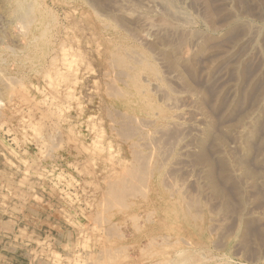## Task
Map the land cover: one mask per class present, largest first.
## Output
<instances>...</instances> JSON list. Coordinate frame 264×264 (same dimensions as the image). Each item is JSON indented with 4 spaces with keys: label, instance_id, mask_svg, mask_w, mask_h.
<instances>
[{
    "label": "rangeland",
    "instance_id": "rangeland-1",
    "mask_svg": "<svg viewBox=\"0 0 264 264\" xmlns=\"http://www.w3.org/2000/svg\"><path fill=\"white\" fill-rule=\"evenodd\" d=\"M8 1L0 0V264H264V0H208L217 22L238 18L215 32L197 0H25L37 18L50 17L47 46L35 52L39 25L28 33ZM144 21L158 24L154 44L137 35ZM197 34L219 44L173 83L154 48ZM246 35L251 42L240 41ZM123 46L157 59L163 84L182 95L184 127L164 129L126 107L109 58Z\"/></svg>",
    "mask_w": 264,
    "mask_h": 264
},
{
    "label": "bare ground",
    "instance_id": "bare-ground-1",
    "mask_svg": "<svg viewBox=\"0 0 264 264\" xmlns=\"http://www.w3.org/2000/svg\"><path fill=\"white\" fill-rule=\"evenodd\" d=\"M105 1V0H104ZM198 4L197 7L198 9L200 10L201 12V15H202V19L205 21L204 23H206V27L209 31L211 32H215L217 30H219L218 28H222V27H226V28H229L231 29L233 27V22L237 21V16L234 14V15H231V14H228V16H226L225 18H223L222 20V23H219L217 22V18L215 15V12H214V9H213V6L210 5L209 1L208 0H197ZM214 2V1H212ZM3 3V2H2ZM196 4V3H195ZM213 4V3H212ZM7 6L5 10H7L8 8V13H12L14 16H16L18 18V21H20L22 23V27L26 28V30H28V33L31 32V30H29L28 28L30 27V29L34 28L35 26V22L36 24L39 25V27L37 28V32H38V35L35 34V36H33L31 38V44H29V47H30V51L32 52H35L37 51L35 48L38 46L40 48H42L43 50L45 49V47L47 46V43H48V39L46 38V32L47 29L49 30V25L50 24H47L46 23V20L44 18H50L47 14H38L40 19H38L35 15V12L37 10V7H35L33 4H30V3H27L25 2V0H9L8 3H7ZM220 8V7H219ZM41 10V9H40ZM219 10V9H218ZM229 10V9H228ZM221 11L223 12V10L221 9ZM232 11V10H231ZM159 12V11H158ZM237 12V11H236ZM42 13V12H41ZM168 13V12H167ZM166 13V14H167ZM221 13V12H220ZM238 13V12H237ZM120 15V13H119ZM162 15V14H161ZM165 16V15H164ZM170 17V16H169ZM223 17V16H222ZM98 18V17H97ZM100 18V16H99ZM156 18V17H155ZM108 19V18H107ZM153 19V18H152ZM173 19V16L172 18ZM41 20V22H40ZM158 20V19H157ZM161 19L158 20V24L159 26H161L162 24L166 26L169 25V22L168 19ZM44 21V22H43ZM109 21V20H108ZM145 21H147L145 19ZM141 22V27L140 29L138 30V33L137 35L142 39L144 40L145 42L149 43L150 45L151 44H154L156 42V40H159V38L157 37L156 33L154 35L153 33V26H157L158 24H153L152 22ZM152 21V20H151ZM51 22V21H50ZM100 22V21H99ZM110 22V21H109ZM113 22V19L112 21ZM138 22V21H137ZM171 22V21H170ZM106 23V22H105ZM116 23V21H115ZM121 23H124V22H121ZM250 23V22H249ZM56 24V23H55ZM102 24V23H101ZM100 24V25H101ZM173 24V23H172ZM103 25V24H102ZM113 25V24H112ZM123 25V24H121ZM139 25V24H138ZM171 25V24H170ZM169 25V26H170ZM235 25V23H234ZM117 26V24H116ZM127 27V26H126ZM132 27V26H130ZM161 27H164V26H161ZM173 27H176L178 28V24L173 26ZM246 27V26H245ZM98 28V27H97ZM105 28V27H104ZM114 28V27H113ZM116 28V27H115ZM124 28V27H123ZM171 28V27H170ZM169 28V29H170ZM175 29V28H174ZM234 29V27H233ZM249 30V28H247ZM107 30V29H106ZM164 30V29H163ZM168 30V28H167ZM171 30V29H170ZM253 30V29H252ZM50 31V30H49ZM128 31V30H127ZM160 31V30H158ZM182 31V30H180ZM179 31V32H180ZM187 31V30H186ZM200 31V30H199ZM250 31V30H249ZM113 32V31H112ZM111 32V33H112ZM172 32V31H171ZM170 32V33H171ZM176 32V31H175ZM184 32V31H183ZM252 32V31H251ZM107 33V32H106ZM109 33V32H108ZM160 33V32H159ZM163 33V32H162ZM250 33V32H249ZM248 33V34H249ZM102 34V33H100ZM179 34V33H178ZM191 34H193L191 32ZM128 35V33H127ZM176 35V34H175ZM208 35V34H206ZM206 35L204 34H197L196 36H191V35H188V36H183V37H177L176 41L173 43L171 40L170 42H168V45L166 48L164 47H161L163 43L159 44L160 47H157V48H154L156 50H158L157 52H161L162 55L161 57H164L166 60H168V62H170V65H171V69L168 73V79H170L173 83L174 82H177L178 79L180 80H184L185 81V75H184V72L185 71H182L180 70L179 68H182L184 69V67H186L187 65H189L193 59H195L194 57H196V55L198 53H201V52H206V51H209L211 50L212 46L216 47L217 44L219 43H210L209 40L210 38H208ZM250 35V34H249ZM102 36V35H101ZM114 36V35H113ZM161 37V35H159ZM163 36V35H162ZM174 36V35H173ZM178 36V35H177ZM53 37V36H52ZM123 37V36H122ZM133 37V36H132ZM216 37V36H215ZM239 37V36H238ZM233 38V37H232ZM241 38V37H240ZM107 39V38H106ZM116 39V38H115ZM119 39V38H118ZM234 39V38H233ZM235 39H239V38H235ZM252 39L251 37H249L248 35L242 37L240 39L241 42H247V40H250ZM50 41V40H49ZM110 41V40H109ZM131 41V40H130ZM232 41V40H231ZM253 41V40H252ZM115 42V41H114ZM142 42V41H141ZM237 42V41H235ZM232 43V44H235ZM245 42V43H246ZM251 42V40H250ZM254 42V41H253ZM60 43V42H59ZM110 43V42H109ZM118 43V42H116ZM136 43V42H135ZM139 43V42H138ZM144 44V43H143ZM189 44H191L192 48H190ZM231 44V45H232ZM240 44V43H239ZM243 44V43H242ZM249 44V43H247ZM142 45V44H141ZM149 45V47H150ZM211 45V46H210ZM255 45V44H254ZM253 45V46H254ZM113 46V45H112ZM115 46V45H114ZM133 46V45H132ZM143 46V45H142ZM259 46V45H258ZM117 47V46H116ZM113 48L112 52L111 50L109 52H111V56H109L110 58V61H111V67H113L115 70V73L117 74V76L119 78H121L123 81H124V84L126 85L125 89H120L117 85H115V88H116V93L117 95H119L123 101V103L126 105V107L135 112V113H146V114H152V116H154V118L156 119V121L161 125L162 128L164 129H167V128H172V127H184V124L182 122H179V119L181 118L182 116V109H178V105L177 103H180L178 102L179 100V97L182 98V95H178V94H172L171 90H169V88L167 86H165L163 84V81L164 79H162L161 75L159 74V66L157 68L156 64H155V59H154V56L151 55V53L149 52H145V51H140V50H137V48L135 49H132L131 51L127 52L126 51V47H119V48ZM156 47V45H155ZM210 47V48H209ZM213 47V49H214ZM9 48V47H8ZM112 48V47H111ZM209 48V49H208ZM29 49V48H28ZM141 49H143L141 47ZM146 49V48H145ZM144 49V50H145ZM218 49V48H217ZM220 49V48H219ZM233 49V48H232ZM43 50H40V51H43ZM151 50V49H150ZM235 50V49H233ZM248 50V49H247ZM13 51V50H12ZM39 51V50H38ZM108 51V50H107ZM147 51V50H146ZM153 52V51H152ZM155 52V51H154ZM233 53V52H232ZM250 53H252V50L249 49L248 52H246L244 55L245 56H248L251 55ZM27 54V53H26ZM221 54H223V52L219 51L217 52V54H213L212 55V58L220 56ZM227 54V53H226ZM37 55V53H35L34 55L31 53L29 58H31V56L33 57V60H34V63H37L40 59L39 57L35 56ZM44 55V54H43ZM210 55V54H209ZM232 55V54H231ZM253 55V54H252ZM11 57V56H10ZM160 57V56H159ZM44 58V57H43ZM218 58V57H217ZM237 58V57H236ZM246 58V57H245ZM247 59V58H246ZM1 60V59H0ZM157 60V59H156ZM203 60V59H202ZM216 60V59H215ZM234 60V59H233ZM236 60V59H235ZM242 60V59H241ZM29 61V60H28ZM109 61V62H110ZM196 61V60H195ZM194 63L196 64L197 61ZM214 61V60H212ZM211 61V62H212ZM251 61V60H250ZM107 62V61H106ZM235 63L237 64V61H235ZM107 64V63H106ZM204 64V63H203ZM209 64V62H208ZM239 64V62H238ZM194 65V64H193ZM217 65V64H216ZM235 65V64H234ZM239 65H242V64H239ZM108 66V65H107ZM106 66V67H107ZM166 66V65H164ZM197 66H198V63H197ZM196 66V67H197ZM201 66V65H200ZM203 66V65H202ZM195 68V65L193 66ZM216 67V66H215ZM240 66H238L239 68ZM189 68H192V66H189ZM207 70H208V73L211 74V73H215V72H211L212 68H211V65H207L205 67ZM237 68V69H238ZM203 69V68H201ZM168 70V69H167ZM204 70V69H203ZM164 71V70H163ZM217 71V70H216ZM24 72V71H23ZM195 72V71H194ZM220 72V71H218ZM104 73V72H103ZM161 73V72H160ZM221 73V72H220ZM162 74V73H161ZM187 74V73H186ZM166 75V74H165ZM188 75V74H187ZM205 75V74H204ZM203 75V76H204ZM222 75V74H221ZM103 76H106V75H103ZM212 76V75H211ZM210 76V77H211ZM205 77V76H204ZM215 78V77H214ZM223 78V77H222ZM191 79V77H190ZM195 79V78H194ZM217 79V78H216ZM117 80V79H116ZM119 81V80H118ZM122 81V82H123ZM184 81H182L184 83ZM106 84L105 85H111V84H107V81H105ZM121 82V81H120ZM172 82H170L172 84ZM181 82V83H182ZM115 83V82H114ZM168 83V81H167ZM216 83H221V84H224V81L222 82V79L219 78L218 76V79L216 80ZM170 84V85H171ZM201 84V83H200ZM219 84V90L217 91V96L221 95L223 89H224V85H221ZM185 85V84H184ZM183 86V85H182ZM186 86V85H185ZM202 86V85H201ZM207 86V85H206ZM205 86V87H206ZM113 87V86H112ZM177 87V86H176ZM114 88V89H115ZM190 88V87H189ZM200 88V87H199ZM197 88V89H199ZM106 90V89H105ZM188 90V89H187ZM186 90V91H187ZM152 92L153 94H155V96L158 97V101L159 103H156L154 102L152 96L150 95V92ZM181 91V90H180ZM195 91V90H194ZM203 91V90H202ZM189 92V91H188ZM229 92V91H228ZM233 92V91H232ZM109 93V92H108ZM180 93V92H179ZM104 94V93H103ZM106 94V93H105ZM104 94V95H105ZM112 94V93H111ZM191 94V93H190ZM229 94V93H228ZM193 95V94H191ZM190 95V96H191ZM230 95V94H229ZM114 96V95H113ZM184 96V94H183ZM189 96V95H188ZM189 96V97H190ZM228 96V95H227ZM232 95L229 96V98L231 97ZM194 97V96H193ZM186 98V97H185ZM214 98V97H213ZM193 99V98H192ZM217 99V98H216ZM204 100V99H203ZM206 100V99H205ZM180 101V100H179ZM185 101V100H184ZM215 101V100H214ZM187 102V101H186ZM192 102V101H191ZM225 102V101H224ZM234 102V101H233ZM232 102V103H233ZM194 103V102H193ZM192 103V104H193ZM208 103V102H207ZM231 103V101H230ZM185 104V103H184ZM205 104V103H204ZM214 104V103H213ZM222 104V103H221ZM225 104V103H224ZM182 105V104H181ZM197 105V104H196ZM207 105V104H206ZM229 105V104H228ZM195 106V105H193ZM203 106V104H202ZM209 106V105H208ZM215 106V105H213ZM218 107V106H217ZM220 107V106H219ZM200 108V107H199ZM205 108V107H204ZM208 108V107H206ZM213 108V107H212ZM227 108V107H226ZM229 108V106H228ZM117 109V108H116ZM210 109V108H209ZM224 109V107H223ZM222 109V110H223ZM115 110V109H114ZM193 110V109H192ZM195 110V109H194ZM226 110V109H225ZM201 111V110H200ZM204 111V110H203ZM184 112V111H183ZM225 112V111H224ZM123 113V112H122ZM121 113V114H122ZM188 113V111H187ZM193 113V111H192ZM191 113V114H192ZM213 113V112H212ZM211 113V114H212ZM195 114V113H194ZM205 114V113H204ZM120 115V114H119ZM130 115V114H129ZM189 115V114H187ZM197 115H200V112L199 114ZM206 115V114H205ZM127 116V115H126ZM135 116V115H134ZM207 116V115H206ZM146 117V116H144ZM199 117V116H198ZM148 118V117H147ZM220 118V117H219ZM137 119V118H136ZM140 119V118H139ZM182 119H185L182 118ZM117 119H115L116 121ZM135 120V119H134ZM198 120V119H197ZM206 120L208 121L207 125L205 126L204 128V132L206 134H208L211 129H212V124H213V121H212V117L208 114ZM220 120V119H219ZM121 121V120H120ZM123 121V120H122ZM137 121V120H136ZM223 121V120H222ZM221 121V122H222ZM128 122V121H127ZM130 122V121H129ZM146 122V121H145ZM126 123V122H125ZM140 123V122H139ZM138 123V125H139ZM144 123V122H143ZM156 123V122H155ZM198 123V122H197ZM141 124V123H140ZM154 124V123H153ZM152 124V125H153ZM157 124V123H156ZM187 124V123H185ZM200 123H198L199 125ZM228 125V123H226ZM225 124V125H226ZM120 125V124H119ZM118 125V126H119ZM132 125V124H131ZM148 125V124H147ZM219 125V124H218ZM233 125V123L231 124ZM246 125V124H245ZM121 126V125H120ZM137 126V125H136ZM146 126V125H144ZM142 126V127H144ZM186 126V125H185ZM188 126V125H187ZM216 126V125H215ZM221 126V125H220ZM224 127V125H222ZM239 126V125H238ZM122 127V126H121ZM129 127V126H128ZM131 127V126H130ZM140 127V125H139ZM152 127V126H151ZM214 127V126H213ZM227 127V126H226ZM235 127V126H234ZM118 128V127H117ZM120 128V127H119ZM137 128V127H136ZM179 128V129H180ZM220 128V127H219ZM229 128V127H228ZM239 128V127H238ZM153 129V128H152ZM175 129V128H174ZM197 129V128H195ZM194 129V130H195ZM223 129V128H221ZM133 130V129H132ZM140 130V129H139ZM148 130V129H147ZM156 131H160V129H155ZM163 130V129H162ZM161 130V131H162ZM200 130V129H199ZM203 130V129H201ZM150 131V130H149ZM148 131V132H149ZM228 131V130H227ZM127 132V130H126ZM139 132V131H138ZM145 132V131H144ZM155 132V131H154ZM202 132V133H204ZM222 132V131H221ZM234 132V131H233ZM133 133V132H132ZM159 133V132H158ZM167 133V132H166ZM200 133V132H199ZM124 134V133H123ZM122 134V135H123ZM126 134V133H125ZM131 134V132H130ZM129 134V135H130ZM143 135V134H142ZM145 135V134H144ZM152 135V134H151ZM161 135V134H160ZM164 135V134H163ZM169 135V134H168ZM190 135V134H188ZM212 135V134H211ZM216 135V134H215ZM239 135V133H238ZM139 136V135H138ZM141 136V135H140ZM147 136V135H146ZM154 136V135H153ZM152 136V137H153ZM179 136V135H178ZM201 136V135H199ZM162 137V136H161ZM175 137V136H174ZM184 137V136H183ZM182 137V138H183ZM204 137V136H203ZM235 137V135H234ZM148 138V137H147ZM151 138V137H150ZM156 138V137H155ZM163 138V137H162ZM242 139H244V137H241ZM139 139V138H138ZM154 139V138H153ZM158 139V138H156ZM193 139V138H192ZM143 140V139H142ZM177 140V139H176ZM203 140V139H202ZM125 141V140H124ZM140 141V140H139ZM179 141V140H178ZM181 141V140H180ZM186 141V140H185ZM184 141V142H185ZM198 141V140H197ZM226 141V140H225ZM235 141V140H234ZM248 141V140H247ZM245 140V149L246 151H248V148H249V144L250 142L248 141L247 142ZM133 142V141H132ZM135 142V141H134ZM137 142V141H136ZM176 142V141H175ZM199 142V141H198ZM140 143V142H139ZM168 143V142H166ZM172 143V142H171ZM138 144V143H137ZM149 144H151L152 146V143L149 142ZM148 144V145H149ZM173 144V143H172ZM182 144V143H181ZM155 145V143H154ZM170 142H169V146H170ZM200 145V144H199ZM163 146V145H162ZM183 146V145H182ZM181 146V147H182ZM203 146V145H202ZM201 146V147H202ZM141 147H144V146H141ZM146 147V146H145ZM166 147V146H165ZM196 147V146H195ZM138 148V147H137ZM154 149V148H153ZM152 148L149 149V150H153ZM165 149V148H164ZM167 149V147H166ZM184 149V148H183ZM140 150V149H139ZM170 150V149H169ZM168 150V151H169ZM156 151V150H155ZM219 151V150H218ZM164 152V151H163ZM180 152V151H179ZM163 154V153H162ZM160 156V155H159ZM141 157V156H140ZM155 157V156H154ZM166 157V156H165ZM135 158V157H134ZM138 158V156H137ZM137 158L135 160H137ZM145 159V158H144ZM150 159L151 156H150ZM139 160V159H138ZM160 160V159H159ZM162 160V159H161ZM138 163V162H137ZM152 163V162H151ZM238 163V162H237ZM158 164V162H157ZM157 166V165H156ZM155 168V167H154ZM211 169V168H209ZM207 173V172H206ZM208 174H209V171H208ZM207 174V175H208ZM211 174V173H210ZM209 176V175H208ZM164 177V176H163ZM211 180V179H210ZM213 180V179H212ZM215 187V186H214ZM213 187V188H214ZM216 189V188H215ZM172 190V189H171ZM114 191V190H113ZM116 191V190H115ZM122 191V190H121ZM173 192H174V189H173ZM216 192V191H215ZM118 193V192H117ZM120 194V193H119ZM118 195V194H117ZM121 196V195H120ZM119 196V197H120ZM121 199V198H120ZM176 199V198H174ZM119 201V200H117ZM116 201V202H117ZM175 201V200H174ZM120 202V201H119ZM176 202V201H175ZM122 204V202H120ZM187 205V204H186ZM185 206V204H184ZM187 207V206H186ZM188 208V207H187ZM182 214V212H181ZM198 228V227H197ZM172 245V244H171ZM149 246V245H148ZM195 264V263H194Z\"/></svg>",
    "mask_w": 264,
    "mask_h": 264
}]
</instances>
